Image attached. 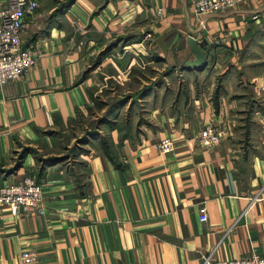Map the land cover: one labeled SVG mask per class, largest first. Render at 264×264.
Listing matches in <instances>:
<instances>
[{"label": "crops", "instance_id": "obj_1", "mask_svg": "<svg viewBox=\"0 0 264 264\" xmlns=\"http://www.w3.org/2000/svg\"><path fill=\"white\" fill-rule=\"evenodd\" d=\"M42 1L49 5L33 16L47 15L44 26L29 36L27 15L22 31L35 63L0 87V185L33 174L44 212L0 215V264H23L24 251L36 254L29 264H200L207 254H264V194L252 199L264 187V0L200 16L192 0ZM189 36L205 63L188 64ZM119 40L171 65L175 86L166 78L148 112L156 129L132 138L112 129L110 156L101 141L76 162L42 163L52 152L32 149L52 146L47 132L87 100L91 56ZM207 122L222 131L211 148L197 139ZM162 137L173 140L170 152L159 151Z\"/></svg>", "mask_w": 264, "mask_h": 264}, {"label": "rangeland", "instance_id": "obj_2", "mask_svg": "<svg viewBox=\"0 0 264 264\" xmlns=\"http://www.w3.org/2000/svg\"><path fill=\"white\" fill-rule=\"evenodd\" d=\"M51 1L53 0H49L50 3ZM47 5L49 4L45 1L39 0L35 13ZM46 17L47 15L42 16L36 22L31 15L28 19L31 22L29 36L44 26ZM123 44L119 40L91 56L87 73L93 69L96 71L93 83L87 88V100L78 107L75 116L68 123L47 132L53 143L50 148L42 142L41 150L32 149L37 156L52 152V156L43 159L42 163L76 162L75 157L88 153L91 149H98L101 141L108 142L111 147L112 129L117 130L120 136L130 138L149 129H156L148 112L154 101L161 100L163 93H155L156 97L153 92H157L166 78L170 82L169 86H175L176 80L171 77V65L165 64L157 54L149 55L151 53L147 51L137 55V50ZM107 54L111 57L110 61L98 67ZM132 59H135L133 63ZM169 93L167 91L166 98ZM73 167L79 170L81 166L78 162Z\"/></svg>", "mask_w": 264, "mask_h": 264}, {"label": "built area", "instance_id": "obj_3", "mask_svg": "<svg viewBox=\"0 0 264 264\" xmlns=\"http://www.w3.org/2000/svg\"><path fill=\"white\" fill-rule=\"evenodd\" d=\"M238 0H192L193 12L200 16L228 9ZM38 0H0V87L10 80L22 76L34 63L37 49L26 44L22 38L25 17L33 15L38 7ZM155 14L161 16L163 8L156 6ZM222 131L211 122L205 123L197 132V139L202 147L211 148L221 141ZM160 152L167 153L173 149V140L162 137L157 142ZM264 194V187L252 197ZM199 220H207L205 205L199 206ZM9 212L18 216L22 213L44 212L43 189L33 174H26L21 180L10 181L0 185V215ZM33 251L21 253L23 264L35 261ZM200 264H264V254L253 253L246 257L212 259L210 254L202 257Z\"/></svg>", "mask_w": 264, "mask_h": 264}, {"label": "water", "instance_id": "obj_4", "mask_svg": "<svg viewBox=\"0 0 264 264\" xmlns=\"http://www.w3.org/2000/svg\"><path fill=\"white\" fill-rule=\"evenodd\" d=\"M188 43H189V46H190V50L193 52V54L195 55V58L188 61V64H191V65H198L200 63H205L206 62V55H205V51L203 48L199 47L197 45V42L196 40L189 36L188 37Z\"/></svg>", "mask_w": 264, "mask_h": 264}, {"label": "trees", "instance_id": "obj_5", "mask_svg": "<svg viewBox=\"0 0 264 264\" xmlns=\"http://www.w3.org/2000/svg\"><path fill=\"white\" fill-rule=\"evenodd\" d=\"M101 150H102L105 154H107V155L110 156V154H109V152H108V144H107V142L102 141ZM115 165H116V166H119L118 163H115Z\"/></svg>", "mask_w": 264, "mask_h": 264}]
</instances>
